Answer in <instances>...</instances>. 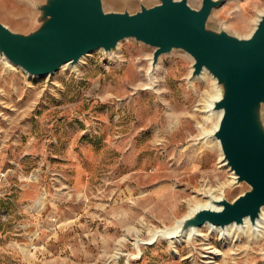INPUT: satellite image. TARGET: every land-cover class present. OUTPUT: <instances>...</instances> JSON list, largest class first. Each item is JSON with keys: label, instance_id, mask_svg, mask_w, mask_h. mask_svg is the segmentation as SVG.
Listing matches in <instances>:
<instances>
[{"label": "rangeland", "instance_id": "rangeland-1", "mask_svg": "<svg viewBox=\"0 0 264 264\" xmlns=\"http://www.w3.org/2000/svg\"><path fill=\"white\" fill-rule=\"evenodd\" d=\"M11 1L0 0V20L28 30L34 10ZM263 11L264 0H227L210 24L247 37ZM152 55L129 38L42 76L0 56V264H264V230L225 239L205 227L193 245L152 242L206 201L200 189L224 186L232 200L248 188L216 142H192L198 126L210 128L211 77L191 83L193 59L175 50L151 82Z\"/></svg>", "mask_w": 264, "mask_h": 264}, {"label": "water", "instance_id": "water-1", "mask_svg": "<svg viewBox=\"0 0 264 264\" xmlns=\"http://www.w3.org/2000/svg\"><path fill=\"white\" fill-rule=\"evenodd\" d=\"M227 0H135L136 6L106 10L104 0H28L34 10L30 28L14 30L0 20V56L34 76L76 66L88 53H112L132 38L153 48L150 81L162 55L179 50L193 59L190 80L207 70L220 97L213 103L221 117L213 136L235 174L248 188L234 199H212L220 209L199 208L178 229L159 230L177 238L205 223L225 227L253 225L264 210V11L252 33L238 36L210 24L215 8Z\"/></svg>", "mask_w": 264, "mask_h": 264}, {"label": "bare ground", "instance_id": "bare-ground-1", "mask_svg": "<svg viewBox=\"0 0 264 264\" xmlns=\"http://www.w3.org/2000/svg\"><path fill=\"white\" fill-rule=\"evenodd\" d=\"M3 61L5 63L4 65H7L8 67L14 66L6 57H3ZM65 66L66 65H64V67ZM157 67H158V65H157ZM149 72H150V70H149ZM208 76L211 77V79L213 80L212 81L213 88L211 89L210 93L207 94V97L204 100L203 107H204L205 115L209 118L208 120H206V123H210L209 120L211 121L210 126H209L210 128H205V126H203V125L198 126L199 134L197 136H195V138H193L192 142H195V143H193L195 145H199L201 143L200 141H203L205 147H207L212 142H216L218 144V146H219L220 151H221L222 164L224 166L229 167L226 164L225 159L223 158V153H222L221 145H220V142H219L218 138L213 136L214 131L218 127L219 120H220V117H221V114H222L221 111H215L213 109L214 101L220 97V90L216 89V85H215L216 81H215L214 77L207 70H204V72H203V74L201 76H198V77H195V78L191 79L190 82L192 83L193 81H195L197 79L205 80L206 77H208ZM232 175H233L232 176L233 177V181L235 182V174L233 172H232ZM199 191H200L201 194H203V196H208L206 201L204 203L196 204L194 207H192L188 211V213L184 217H182L180 219H177L175 221V224L172 226L171 229H175V230L178 229L180 227V225H181V222L186 217H189L190 215H192L199 208H214V209H220L221 208V206L214 204L212 199H221L222 196L225 195L226 191L224 189V186H221L218 189L204 188V189H200ZM205 227H208L211 231H216L218 234H220L225 239L226 238L227 239L230 238V235H231V233L233 231V232H237L238 234H243V233L251 234V236H253V239L257 240V238L259 236H261V233L264 230V210L262 212L261 218L257 219L255 225H253L251 223L249 218H246L245 219V223L242 224V225H236L234 223H231V224L226 225L225 227L216 226L214 224H210V223L207 222V223H205L204 225H202L200 227L189 228L185 232L183 237H180L179 239H176V240L188 239L189 243L193 245L194 240L200 234V230L202 228H205ZM208 252L209 253H213V251L212 252L208 251Z\"/></svg>", "mask_w": 264, "mask_h": 264}, {"label": "crops", "instance_id": "crops-1", "mask_svg": "<svg viewBox=\"0 0 264 264\" xmlns=\"http://www.w3.org/2000/svg\"><path fill=\"white\" fill-rule=\"evenodd\" d=\"M8 1H10V3L12 2L11 0H8ZM12 4H13V3H12ZM12 4H11V5H12Z\"/></svg>", "mask_w": 264, "mask_h": 264}]
</instances>
